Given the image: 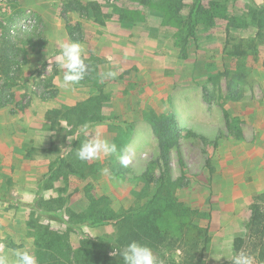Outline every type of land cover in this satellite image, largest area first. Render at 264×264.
<instances>
[{
	"label": "rangeland",
	"instance_id": "1",
	"mask_svg": "<svg viewBox=\"0 0 264 264\" xmlns=\"http://www.w3.org/2000/svg\"><path fill=\"white\" fill-rule=\"evenodd\" d=\"M193 1L168 10L161 0H0V25L21 49L19 69L11 72L14 103L0 106V255L11 261L15 250H30L39 263L35 240L46 228L63 247L75 249L89 237L115 256L113 222L75 225L68 216L67 208L88 212L87 191L107 199L101 202L114 215L140 208L157 193L152 207L164 212L162 227H169L176 246L188 250L197 242L191 252L197 264H223L226 257H214L236 253L233 241L245 235L251 204L264 207V27L251 15L264 10V0H202L214 17L202 19L188 37ZM66 41L84 46L90 68L67 87L54 63ZM93 47L107 55L92 53ZM109 70L119 74L101 82ZM77 103L101 105L105 120L88 122L89 134L115 142L130 158L128 167L115 156L76 165L84 123L53 121L47 111ZM152 114H175L183 129L169 168L148 120ZM148 171L149 184L140 177ZM38 197L45 201L40 207ZM46 206L59 209L65 221ZM207 226L204 244L197 227L204 232ZM164 251L156 255L159 264L172 257L187 264L181 248ZM253 264L264 260L253 257Z\"/></svg>",
	"mask_w": 264,
	"mask_h": 264
},
{
	"label": "trees",
	"instance_id": "2",
	"mask_svg": "<svg viewBox=\"0 0 264 264\" xmlns=\"http://www.w3.org/2000/svg\"><path fill=\"white\" fill-rule=\"evenodd\" d=\"M141 3H151V0H139ZM167 5V9L171 7H178L181 0H161ZM69 2V5L74 9L87 10V6L80 2ZM181 4V3H180ZM179 8V7H178ZM212 11L207 9L202 0H194L186 18V27L188 37H195V31L197 25L202 19L207 18L209 22H212L214 17L211 14ZM251 15L253 20L257 22L259 27H264V10L258 12L252 10ZM2 34L0 35V81L3 80V84L0 85V106H7L14 103L15 92L13 87L16 84L10 82L14 79L11 72H15L19 69V52L20 48L10 38L11 33L8 32L6 25L1 24ZM101 105L95 103L93 105H87L84 103H77L73 106H63L62 108H54L47 111V118L52 117L53 121L57 119H67L69 122H93L102 123L105 118L98 112V108ZM12 113L16 110L12 109ZM69 116H73L74 119ZM152 124L154 132L159 140V146L161 149L160 157L167 168L171 165L170 151L174 147H179V136L183 130L177 122L176 115L171 114L164 117H160L157 114H152L148 118ZM80 160H77L76 165H80ZM72 164L69 163V168ZM120 167V166H118ZM117 167V168H118ZM80 168V166H79ZM72 170V169H71ZM72 172V171H71ZM79 174V172H77ZM145 179L148 184L152 181V173L145 172L140 176ZM89 198L88 212L79 213L67 208L69 217L74 221V224L83 223L85 221H92L94 223H103L105 221H111L117 231V235L112 239V248L115 249V256H110L105 252L102 244L91 240L89 237L80 239V246L72 249L69 245L63 247L60 243V237L55 236V233L49 229L44 228L43 232L37 238V252L40 256L38 264H124L122 256H120L121 250L126 247L132 241H138L142 244L149 246L153 253L157 256H163L165 253L164 248L178 249L181 248L185 251L188 262L187 264H197L195 262L194 251L197 249V242L191 241L190 248L186 250L183 245L176 246L177 238L173 236L169 227H162L161 221L164 220V212L158 207H152L153 198L157 197V193L154 194L152 199L144 203L140 208H128L119 214H110L109 204H103L104 197L95 198L89 191H87ZM102 198V199H100ZM42 197H38L36 203L37 207L44 204ZM102 204H101V203ZM108 202V201H107ZM46 212L52 211L50 214L57 219L65 221L62 213L57 214V208L52 209L48 206ZM148 208V209H147ZM143 210V211H140ZM67 225V229H72L70 222ZM79 233L80 230L77 226H74ZM77 227V228H76ZM199 234H204V244L208 241V226L203 229L198 228ZM65 233L68 234V231ZM233 246L236 252L243 251L254 258L258 259L260 263L264 260V207L260 202H253L250 206V212L248 221L246 224V232L244 236H237L233 241ZM177 247V248H175ZM163 249V253L159 252ZM170 264H176L175 258H171ZM223 264H231L230 261H226Z\"/></svg>",
	"mask_w": 264,
	"mask_h": 264
},
{
	"label": "clouds",
	"instance_id": "3",
	"mask_svg": "<svg viewBox=\"0 0 264 264\" xmlns=\"http://www.w3.org/2000/svg\"><path fill=\"white\" fill-rule=\"evenodd\" d=\"M84 55V46L78 41H66L60 45V51L55 56L54 63L56 69L63 72L62 82L65 87L78 83L89 73L90 68L85 63ZM108 59L111 61V57ZM118 74L116 70H109L100 74V80L103 82L106 79L115 78ZM90 127L91 125L85 122L79 129L80 134L84 135L86 139L80 143L75 153L77 159L84 162L115 156L122 167H128L130 158L120 152L117 144L107 138H101L99 132L90 135ZM104 171L108 172L109 169L106 168ZM11 255V261L7 255H0V264H38L37 257L30 250L17 249ZM120 256H122L124 264H159L152 249L138 241H132L124 247ZM221 257H226L231 264H253V257L243 251L236 252L231 256L225 253L214 258L219 260Z\"/></svg>",
	"mask_w": 264,
	"mask_h": 264
},
{
	"label": "crops",
	"instance_id": "4",
	"mask_svg": "<svg viewBox=\"0 0 264 264\" xmlns=\"http://www.w3.org/2000/svg\"><path fill=\"white\" fill-rule=\"evenodd\" d=\"M92 51H93L92 53H94V54H98V55H100V54H104V55H107V53H105V52H104V53H103V52H99V50H97V49L94 48V47H93ZM114 56H115V54H114ZM136 62H137V63H140V62L134 60V63H136Z\"/></svg>",
	"mask_w": 264,
	"mask_h": 264
}]
</instances>
